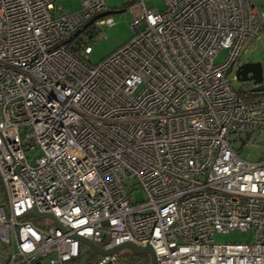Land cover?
Segmentation results:
<instances>
[{"label":"built area","instance_id":"obj_1","mask_svg":"<svg viewBox=\"0 0 264 264\" xmlns=\"http://www.w3.org/2000/svg\"><path fill=\"white\" fill-rule=\"evenodd\" d=\"M162 1L125 0L133 35L90 65L114 22L94 18L106 0L67 13L0 0V264H78L79 237L104 251L149 244L156 264H264V151L242 155L264 144V95L231 84L264 6ZM230 230L252 239L214 241ZM87 264L126 263L113 252Z\"/></svg>","mask_w":264,"mask_h":264},{"label":"rangeland","instance_id":"obj_2","mask_svg":"<svg viewBox=\"0 0 264 264\" xmlns=\"http://www.w3.org/2000/svg\"><path fill=\"white\" fill-rule=\"evenodd\" d=\"M59 5H62L63 10L67 12H74L80 8V0H56ZM261 6H264V0H256ZM125 0H106L105 4L109 8L115 10L123 9L121 12L109 14L112 16L114 22L110 26L102 27L105 32V37L90 42L91 52L87 57L88 64H96L107 56L111 51L115 50L118 46L125 43L133 35L132 29L129 27V23L132 20L133 14L136 12V4L126 5ZM154 7L163 9L164 2L162 0H151ZM237 60L234 63L233 71L237 65L244 62H259L262 66V75H264V32H260L258 36L246 38L239 46ZM227 51L221 50L217 57L214 59L216 62L222 61L226 57ZM231 84L233 88L237 90L245 89V81L236 80L231 74ZM251 82V81H250ZM249 82V83H250ZM252 84V83H250ZM264 151V144L256 145L254 147L246 146L242 150V155L249 159H254L259 153ZM133 201L141 200L143 192L140 188H137L130 192ZM1 200V198H0ZM213 239L215 242H247L252 239V231H238L230 230L228 232H217L214 234ZM127 248L117 251L118 255L122 258H126ZM98 254L93 253V249L84 247L82 248L81 257L77 260L78 264H87V260L93 259Z\"/></svg>","mask_w":264,"mask_h":264},{"label":"water","instance_id":"obj_3","mask_svg":"<svg viewBox=\"0 0 264 264\" xmlns=\"http://www.w3.org/2000/svg\"><path fill=\"white\" fill-rule=\"evenodd\" d=\"M123 11V9L120 10H115V9H107L97 15H94V18H98L102 15L105 14H112V13H117V12H121ZM92 20V19H91ZM89 20L88 23L91 21ZM78 33V31H76L74 33V35H76ZM262 66L261 63L259 62H244V63H240V65L238 64L235 71V78L237 80L240 81H251L250 83H252L253 87H252V91L253 92H264V75H262ZM31 215L34 216H47L49 218H51L56 225H58L57 220L50 214H44V213H39L36 209H33V211L30 213ZM59 226V225H58ZM79 240L82 244L88 246V248L93 249V251L97 254H108V253H113V252H117L120 249L123 248H127L130 251L134 252V253H145V254H149V258H150V264H156L155 258H154V251L152 249L151 246H149V244L144 245L142 247H138L135 244L131 243V242H123L120 243L116 246H113L112 249L108 250V251H104L101 248H99L95 243H93L92 241H90L89 239L83 238V237H79Z\"/></svg>","mask_w":264,"mask_h":264},{"label":"trees","instance_id":"obj_4","mask_svg":"<svg viewBox=\"0 0 264 264\" xmlns=\"http://www.w3.org/2000/svg\"><path fill=\"white\" fill-rule=\"evenodd\" d=\"M245 89L243 90H237V96L243 97V98H251L254 96L264 95V92H253L252 87L253 85L250 84V81H245ZM84 245H81L80 249L84 248ZM93 253H95L93 251ZM96 254V253H95ZM126 264H150V258L149 254L145 253H134L132 251H128L126 258H122ZM89 261V260H87Z\"/></svg>","mask_w":264,"mask_h":264},{"label":"clouds","instance_id":"obj_5","mask_svg":"<svg viewBox=\"0 0 264 264\" xmlns=\"http://www.w3.org/2000/svg\"><path fill=\"white\" fill-rule=\"evenodd\" d=\"M83 245V244H82ZM88 247V246H87ZM129 250V249H128Z\"/></svg>","mask_w":264,"mask_h":264}]
</instances>
